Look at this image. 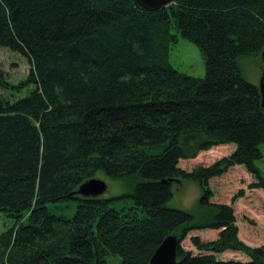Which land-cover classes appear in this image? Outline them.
<instances>
[{"label":"trees","instance_id":"1","mask_svg":"<svg viewBox=\"0 0 264 264\" xmlns=\"http://www.w3.org/2000/svg\"><path fill=\"white\" fill-rule=\"evenodd\" d=\"M176 30L177 33H173ZM178 34L201 51L205 78L170 63ZM0 48L32 66L16 100L0 95V264H150L176 236L178 264H264V245L239 239L234 209L213 203L210 181L242 166L264 190V107L239 61L262 58L264 0H179L155 12L135 0H0ZM0 62V87L7 88ZM211 166L179 167L214 147ZM99 173L125 181L134 200L74 193ZM177 179L196 183V212L169 208ZM79 202L67 219L49 204ZM219 231L199 252L181 244ZM226 252L249 260H220Z\"/></svg>","mask_w":264,"mask_h":264},{"label":"rangeland","instance_id":"2","mask_svg":"<svg viewBox=\"0 0 264 264\" xmlns=\"http://www.w3.org/2000/svg\"><path fill=\"white\" fill-rule=\"evenodd\" d=\"M173 33H177L176 30ZM178 42L172 44L169 60L171 65L179 72L197 78H205L206 67L200 49L192 42L178 34ZM0 62L7 75V88L0 87V95L16 100L28 94V89L21 90L16 87L25 81L32 66L28 60L21 55L13 53L5 48H0ZM245 79L252 84L259 86L264 74V62L261 57L241 58L239 61ZM236 149L235 145L214 147L209 151L201 153L195 160H181L179 167L192 171L204 166L208 167L220 159L231 155ZM264 152V146H263ZM264 177V157L257 162ZM94 179L104 181L108 190L102 198L111 200V208L122 209L134 206V200L125 197L130 191L128 185L122 179L114 180L103 173H99ZM257 179L249 174L242 166L233 167L228 173L210 181V187L214 193L213 203L230 206L234 209L236 226L239 229V239L249 247H261L264 245V190L253 189L252 185ZM173 198L169 201L168 207L181 209L189 212H196L201 197L199 186L191 181L177 179L172 185ZM79 202L68 200L56 204H49L48 208L56 215L72 219L76 214ZM12 220L4 213L0 214V233L12 225ZM219 231L205 230L194 231L181 244L186 251L199 254L193 246L191 239L200 237L203 241L209 242L218 238ZM220 260H237L247 262L249 258L242 253L226 252L218 256ZM108 264H120L121 258L111 254L107 257Z\"/></svg>","mask_w":264,"mask_h":264},{"label":"water","instance_id":"3","mask_svg":"<svg viewBox=\"0 0 264 264\" xmlns=\"http://www.w3.org/2000/svg\"><path fill=\"white\" fill-rule=\"evenodd\" d=\"M141 7L150 12L166 9L169 6L176 4L179 0H135ZM262 60L264 62V51L262 52ZM263 107H264V74L259 85ZM108 190V186L104 181L92 179L83 185L74 193L83 198H100ZM179 241L176 236L167 237L161 246L157 249L152 257L150 264H178L177 248Z\"/></svg>","mask_w":264,"mask_h":264}]
</instances>
